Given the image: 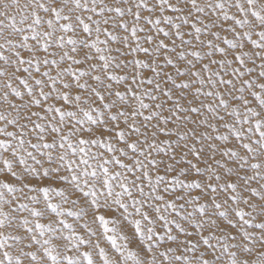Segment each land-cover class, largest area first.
Here are the masks:
<instances>
[{
	"label": "snow or ice",
	"instance_id": "6c2138e0",
	"mask_svg": "<svg viewBox=\"0 0 264 264\" xmlns=\"http://www.w3.org/2000/svg\"><path fill=\"white\" fill-rule=\"evenodd\" d=\"M0 264H264V0H0Z\"/></svg>",
	"mask_w": 264,
	"mask_h": 264
}]
</instances>
